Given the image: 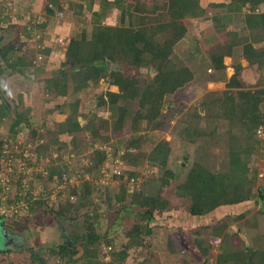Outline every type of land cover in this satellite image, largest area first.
<instances>
[{
	"label": "trees",
	"instance_id": "obj_1",
	"mask_svg": "<svg viewBox=\"0 0 264 264\" xmlns=\"http://www.w3.org/2000/svg\"><path fill=\"white\" fill-rule=\"evenodd\" d=\"M96 1L79 0L81 9L86 7L91 19L87 20L81 13L77 16L78 21L84 25L71 38L65 52V61L54 69L51 77L43 81L46 93L54 100L59 96H68L71 90L79 93L91 84L96 86L101 80H107L109 86H116L119 91H107L96 99L99 111H107L109 117L100 116L96 112L85 125H81L78 101L70 104L72 111L65 121L56 122L46 128L45 132H41L40 128H31L26 110L17 109L10 126L13 137L18 135L19 127L23 126L29 129L35 141H47V145L60 154L57 156L59 160L66 154L73 157L75 166L70 161L52 165L49 180L69 181L81 171L83 184L73 186L70 196L59 203L57 209L48 206L47 212L54 220L74 219L81 209L92 205L96 208L94 212L85 213L88 216L87 232L73 233L71 236L75 246L72 247L66 241L57 251L52 250L53 254L74 263L124 264L128 251L142 246L145 240L143 237L153 233L152 222L156 219V212L168 210L171 201L163 193L173 188L175 196L189 202L188 210L193 217L204 218L220 207L237 206L250 201L255 202V207L260 206L250 223L257 230L254 247L244 242L237 246L231 243L230 223L222 220L204 226L208 235L195 241L205 257L204 264H208L213 257V238L219 241L221 250L214 255L217 264H264V246L260 244L261 239L264 240V187L259 184L258 164H255L258 159L264 158V77L263 81L249 84L243 75L252 67H257L263 75L264 47L256 48L255 40L251 42L247 36L241 35V29L247 30L254 38L264 35V11L261 10L264 0H230L229 3L206 6L201 5V0H166L159 14V6L151 10L140 0H100V10L95 9ZM245 8H248V12H244ZM43 9L47 15L54 16L61 11L59 0H45ZM111 10L113 14L114 11L120 12L117 23L110 21ZM1 14V27L4 22L14 24L12 19ZM197 17L213 21L208 32L211 36H203L202 41L213 47L210 53L215 70L225 72L227 66L224 58L227 55L233 56L236 48L242 49V57L248 66L244 67L240 61H236L233 65L234 75L228 78L229 90L222 96L210 95V98L193 109L194 116L199 119L198 123L181 118L184 120L182 126L174 131L171 141H155L150 137V131H164L167 123L171 124L177 112L181 111L178 104V108H173L174 111L169 115L163 114L167 96L176 93L194 79L190 68L175 62L174 46L186 36L188 27L184 21ZM37 27L44 29L46 23L34 26L29 22L18 34L22 36L25 33L31 38ZM218 31L225 33L223 44ZM22 44L17 40L13 45L2 46L0 65L4 62L15 68V73L22 75L31 71V68L36 69L33 72L35 75L43 74L44 67L36 68L34 65L37 62L24 59L22 50L26 44ZM222 49L226 54L221 53ZM40 52L47 56L50 50ZM133 70L139 72L134 74L131 72ZM150 71L155 72L153 78ZM246 85H253V89H247ZM202 111H206L210 117H203ZM10 113L9 105L2 101L0 124ZM211 120L216 121V124L208 129L206 123ZM60 135L72 136V140L61 141ZM119 135L123 137L117 139ZM181 137L186 139L188 146L193 147L194 157L187 156L186 161L191 164L184 178L178 182L176 171L170 167V163L175 143ZM113 138L117 139L115 143H111ZM99 144L112 147L113 159L119 158L127 166L113 175L115 180H124L118 192L110 184H101L109 152L97 147ZM1 145L0 142V153L3 154ZM88 149H93V152L85 157L84 153ZM219 150H223L224 154H219ZM85 158H88L87 163L84 162ZM145 162L154 172L144 175V182L132 191L129 181L138 179L137 168ZM218 162L219 169L216 165ZM22 176L20 174V179H16L20 186L13 199L9 198L11 189L4 192L7 196L5 203H23L27 214L31 215L46 201L36 196L33 184H22ZM2 189L5 188L0 187V192ZM0 202L4 203L3 197H0ZM103 205H106L107 210L118 207V214L138 212L140 217V221L127 234V244L119 251L109 249V260L101 256L99 246L105 241L107 246H112L114 241L108 239L107 232L104 236L96 232V225L103 215L100 214ZM21 211L18 209L16 213ZM4 217L9 215H0V223ZM242 217L245 214L239 215L238 219ZM89 219H93L95 224L89 222ZM230 221L233 222V219ZM0 228L3 230L2 226ZM1 238L7 240L3 233ZM78 246L83 249V254L74 259L79 254ZM248 250L255 251L249 255ZM6 251L0 247V253Z\"/></svg>",
	"mask_w": 264,
	"mask_h": 264
},
{
	"label": "rangeland",
	"instance_id": "obj_2",
	"mask_svg": "<svg viewBox=\"0 0 264 264\" xmlns=\"http://www.w3.org/2000/svg\"><path fill=\"white\" fill-rule=\"evenodd\" d=\"M44 1H0L1 15L14 21L13 25L4 22L3 27L0 26V38H3V41L0 42V48L9 44L13 45L17 40L26 44V47H23L22 50L24 59L34 60L37 62L34 66L36 68L44 67L45 71L43 74L35 75L33 72L36 69L31 68V71L22 75L15 73V68L9 67L4 62L0 65V103L2 101L6 102L11 111L7 119L0 124L1 151L5 152V154L0 153V187L5 188L0 192V197H3L5 203L7 196L4 192L11 189L9 198H14L15 192L20 186L16 179H20V174H22V184H29L30 186L33 184L32 187L36 196H41L46 201V203L40 204L35 213L31 215L27 214L26 206L23 203V210L19 214L14 213L12 206L15 205L9 203V201L5 203L6 206H0V212L4 210L5 214L9 215V217H4L3 222L0 223L3 228V230L0 228V247L8 250L0 253V264H41V262L42 264H83L81 261L74 263L68 261L67 258L62 259L60 255L53 254L52 250L57 251L59 246L66 241L70 242L72 247L75 246L71 236L73 233L82 234L87 232L86 222L88 216L85 213L94 212L96 209L92 205L90 208L81 209L74 219L66 218L62 219L63 221L54 220L48 214V206L57 209L58 204L70 196L73 186L83 184V180L80 178L81 171L76 176H72L69 181L49 180L52 165H58L64 161L73 162V157L66 154L60 156L61 160L57 159L60 154L53 150L51 146L49 147L47 141H35L29 129L23 126L19 127L18 135L13 137L10 126L16 110H26L31 128H40L41 132H45L46 128L52 127L56 122L65 121L72 111L70 104L79 101L78 119L81 125H85L96 112L100 116L109 117L107 111H99L96 97L102 93L105 94L107 91H119L116 86H109L108 81L103 79L98 85L91 84L89 88L79 93H73L71 90L68 96H59L54 100L50 99V96L46 93L43 80L51 77L54 69L65 61V52L71 38L84 25L81 21H78L77 16L81 13L87 20H90L91 14L86 7L81 9L79 0H59L61 11L51 17L44 12ZM99 1L95 2L96 10L101 8ZM140 1L145 2L146 7L151 10L159 6L157 14L161 13L162 5L165 6L166 3V0ZM224 2L229 3L230 0H201V5L206 6L212 3ZM81 6L83 7V5ZM261 10L264 11V7ZM244 12H248V8H245ZM119 16L120 12L114 11L113 14L112 11L109 15L112 18L110 21L117 23ZM29 22H32L34 26L46 23V27L44 29L34 28L31 38H28L25 33L19 36L18 32L23 28L25 29ZM184 22L188 30L185 38L174 46V60L177 65L190 68L194 73V79L176 93L167 96L163 114L169 115L171 111H174L173 108H178V104L181 111L177 112L171 124L167 123L164 131H150V137L155 141L159 139L171 141L174 131H178L182 126L184 120L182 121L181 118L185 117L194 121L195 124L198 123L199 119L194 116L193 109L198 104H202L208 97L210 98V95L222 96L226 90H229L227 87L228 78L234 75L233 65L236 61H240L244 67L248 66V62L242 57V49L236 48L233 56L227 55L224 58V64L227 66L225 72L215 70L210 53L213 47L202 41L203 36H211V33L208 32L209 27L213 25V21L197 17L188 18ZM241 35L247 36L251 42L255 40L254 46L256 48L264 47V35L254 38L247 30L243 29H241ZM218 37L223 44L226 37L224 31H218ZM48 49L50 52L47 56L40 52V50ZM221 53L226 54L223 49ZM15 60L16 57L14 56L13 61ZM131 72L136 74L139 71L133 70ZM150 75L153 78L155 72L150 71ZM243 75L249 84H254L258 80L263 81L264 77V73L262 75L257 67L250 68ZM246 88L253 89V85H246ZM202 116L205 118L210 117L206 111H202ZM214 124H216V121L211 120L206 123V127L210 129ZM81 136H79V139ZM122 137V135H119L117 139ZM114 138L111 143L117 141ZM60 139L64 142H70L72 136L60 135ZM175 145L170 167L176 171L177 181L180 182L191 164V162L186 161V158L188 155L194 157V149L192 146L187 145V141L183 137L177 139ZM97 147L109 152V160L106 162L105 174L101 179V184H110L114 191L118 192L119 186L124 180H115L113 175L118 174L119 171H122V168L125 169L127 166L119 158L113 159L112 147L109 145L99 144ZM51 152L53 153L51 154ZM92 152L93 149L85 151V157L92 154ZM217 152L224 154L223 150ZM7 153H13L12 161H10L12 155ZM84 162L87 163L88 158H85ZM73 164L75 166L74 162ZM255 164H258L259 184L264 187V158L258 159ZM216 165L219 169L220 163L218 162ZM137 170H139L138 179L129 181V185H132V191L137 190L140 184L144 182V175L154 172L153 168L146 162L138 166ZM13 174L16 176L14 177ZM127 177H125V180H127ZM163 195L171 201L168 210L156 212V219L152 222L153 233L143 237L145 240L142 246L134 247L128 251V257L124 264H204L206 262L205 257L197 247L195 240L208 235L203 229L204 226L216 224L220 220L230 223L231 243L237 246L244 242L251 247L256 244L257 230L250 223L260 206L255 207L254 201L237 206L220 207L212 214L199 218L190 215L189 202L175 196L173 188L164 191ZM72 198L74 199V197ZM103 208L100 210V214L103 215L100 223L96 225V232L100 236L106 235L107 232L108 239L114 241L112 246H107L106 241L99 246L101 256L107 257L106 260H109L111 259L109 249L114 252L119 251L123 245L127 244L129 241L127 234L140 221V217L137 214L138 212L118 214L116 212L118 207L107 210L106 205H103ZM241 214H245V217L238 219ZM74 215L72 214V216ZM231 218L233 222L230 221ZM89 222L95 224L93 219H89ZM2 231L6 232L5 238L7 240L1 238ZM12 236L20 240L19 245L11 243L10 237ZM213 242L214 246L211 249L213 257L207 262L209 264H217L214 255L221 251L219 241L213 238ZM260 244L263 247L264 240L261 239ZM255 250L250 252L248 250V254L251 255ZM82 254L83 249L79 247V254L74 259L80 258ZM37 257L41 259V262Z\"/></svg>",
	"mask_w": 264,
	"mask_h": 264
},
{
	"label": "built area",
	"instance_id": "obj_3",
	"mask_svg": "<svg viewBox=\"0 0 264 264\" xmlns=\"http://www.w3.org/2000/svg\"><path fill=\"white\" fill-rule=\"evenodd\" d=\"M50 7H52V5H50ZM260 132H261V131H260ZM4 154H5V152H4ZM7 154H9V153H7ZM9 155H12L11 158H10V161H12V159H13V157H14V156H13V153H11V154H9ZM0 206H6V205H5L4 203H1V202H0ZM22 207H23L22 203H17V205L12 206V209H14V213L17 214L16 212H17L18 209L23 210ZM5 213H6V212L3 210V212H0V215L3 216V214H5Z\"/></svg>",
	"mask_w": 264,
	"mask_h": 264
},
{
	"label": "flooded vegetation",
	"instance_id": "obj_4",
	"mask_svg": "<svg viewBox=\"0 0 264 264\" xmlns=\"http://www.w3.org/2000/svg\"><path fill=\"white\" fill-rule=\"evenodd\" d=\"M3 41V38H0V42H2ZM10 239H11V243H13V245H15V244H20V240L18 239V238H15L14 236H12V237H10ZM6 245V244H5Z\"/></svg>",
	"mask_w": 264,
	"mask_h": 264
},
{
	"label": "water",
	"instance_id": "obj_5",
	"mask_svg": "<svg viewBox=\"0 0 264 264\" xmlns=\"http://www.w3.org/2000/svg\"><path fill=\"white\" fill-rule=\"evenodd\" d=\"M2 233H3V235L6 237V232H5V231H3ZM73 247H74V246H73ZM208 264H209V263H208Z\"/></svg>",
	"mask_w": 264,
	"mask_h": 264
}]
</instances>
